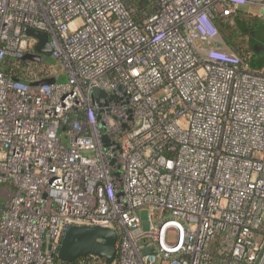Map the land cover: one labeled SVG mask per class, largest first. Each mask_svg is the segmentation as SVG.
Returning <instances> with one entry per match:
<instances>
[{
    "label": "built area",
    "instance_id": "2783aa9c",
    "mask_svg": "<svg viewBox=\"0 0 264 264\" xmlns=\"http://www.w3.org/2000/svg\"><path fill=\"white\" fill-rule=\"evenodd\" d=\"M245 6L264 23V0H0V264H64L95 226L111 264H264V66L213 23ZM47 63L66 80L6 72Z\"/></svg>",
    "mask_w": 264,
    "mask_h": 264
},
{
    "label": "trees",
    "instance_id": "16d2710c",
    "mask_svg": "<svg viewBox=\"0 0 264 264\" xmlns=\"http://www.w3.org/2000/svg\"><path fill=\"white\" fill-rule=\"evenodd\" d=\"M213 23L228 50L247 61L251 69L257 70L264 66V23L259 18L241 12L226 18L216 16ZM50 68L51 64L47 63L33 70L32 74L24 67L6 72L17 74L12 79L26 80L33 77L36 83H52L57 79L51 76Z\"/></svg>",
    "mask_w": 264,
    "mask_h": 264
},
{
    "label": "water",
    "instance_id": "95a60500",
    "mask_svg": "<svg viewBox=\"0 0 264 264\" xmlns=\"http://www.w3.org/2000/svg\"><path fill=\"white\" fill-rule=\"evenodd\" d=\"M25 33L37 40L34 47L37 54L50 55L51 50L46 33L31 29L25 30ZM34 60L53 63L52 60L45 57H38ZM116 241V233L111 229L99 226L72 227L66 232L62 240L58 251V259L62 263L72 264L82 257L95 256L104 260L106 264H111L116 257Z\"/></svg>",
    "mask_w": 264,
    "mask_h": 264
},
{
    "label": "rangeland",
    "instance_id": "374dc122",
    "mask_svg": "<svg viewBox=\"0 0 264 264\" xmlns=\"http://www.w3.org/2000/svg\"><path fill=\"white\" fill-rule=\"evenodd\" d=\"M240 10L241 11H239L237 13H241V12L242 13H247L248 12V13H252V14L256 15L257 12H258V10L256 8H251V7H247V6L241 7ZM219 39H220V41H223V39L221 38V36H220ZM65 80H66V78H65L64 75H61V76H59L57 78V81H65ZM142 209H143V211H141ZM142 209L139 210L138 212L140 213V218H141V220L143 222V229L144 230H147L148 229V223H147V215H148V213H147V211L150 212L151 211V208L150 207H144ZM168 240H169V242H174L175 241V234L174 233H169Z\"/></svg>",
    "mask_w": 264,
    "mask_h": 264
}]
</instances>
